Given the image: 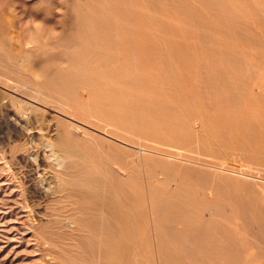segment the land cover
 I'll return each mask as SVG.
<instances>
[{
  "label": "rangeland",
  "instance_id": "rangeland-1",
  "mask_svg": "<svg viewBox=\"0 0 264 264\" xmlns=\"http://www.w3.org/2000/svg\"><path fill=\"white\" fill-rule=\"evenodd\" d=\"M81 1L0 0V29L3 28L7 38L13 40V43L8 45L9 48H6L5 52H1L3 57L2 63L0 62V80L17 81L19 85L23 86L22 91L24 92L6 96V92L0 90V149L4 145L5 153L9 156L8 158L5 155L4 158L0 153V184L4 182L3 184L9 187V190H0V264H71L68 251L71 250V247L73 250V244L76 241H80L78 239L75 241L76 232L64 225L78 217L79 206L85 204L81 200L82 194L87 193V190H83V187H81L82 180L80 179L83 177H81L83 170L77 166L66 169L64 165L69 160L63 161L62 158L53 157V154L55 152L59 153L60 150L58 147L50 146L49 143L54 144L62 132H72L69 124L74 126L80 124L81 127L86 126L99 133L103 132L81 121L78 117L63 112L60 113L61 111L54 108L50 103L41 104L36 102V100L29 97L28 93L35 89L34 83L44 80V77L40 76L42 72L47 75L55 69H59L60 72L66 70L71 65V63L70 65L66 63L69 56L77 48H81V45H84L77 37L72 24L77 15L73 6ZM178 1L180 0H169V3L177 4ZM216 1L225 8L224 12L214 13L217 17L228 15L241 18L236 20L239 23L238 34L241 33L242 23L253 27L252 23L263 19V14L260 13L252 0ZM261 1L264 3V0ZM194 5L198 6L200 10L202 9L203 16L206 17L207 15V22H210L208 15L210 14L208 10L212 7L210 2L205 4L204 2L199 4L197 2ZM172 10L171 13L170 11L167 13L172 17L175 24H178L177 17L189 15L188 12L177 10L176 5ZM157 22V20L154 21V23ZM219 31L221 32V30H217V32ZM225 31L222 30V32ZM252 34L259 42L257 45L264 47V29L253 27ZM236 35L230 34V43L228 42V45L234 50L235 69L231 68L225 62V59L218 60L214 57L211 50L209 53V48L190 44L186 36L183 38L184 42L180 44L183 48H177L186 51V53L173 51L170 54L167 50L160 51L163 56L177 60L176 66H171V69H169L170 73L177 74V78L174 77V82H161L162 76H160L159 69L163 68L160 66H148V70L147 67L136 68L132 61L128 62L130 73H128L126 79L128 81L144 80V84L146 83L150 87V94L167 97L169 105L174 106L180 114L177 119H167L152 114L148 106L142 104L137 98L140 95V85L131 84L129 88H125V92L121 94L124 108H121L120 111L123 116L124 133L128 138H125L122 142L127 147H134L139 140L151 153L149 158L143 160L129 156L128 153L125 154L128 167V173L125 176L128 178L129 185L135 181L141 183V185L159 186L162 183L170 184L168 190L178 191L177 189H180L181 192H186L189 200L195 201L196 198L201 204L206 205V208L204 207L198 215L204 214V220H209V218H213V220L204 225L203 228L197 227V229L186 235L171 226L154 228L152 224L153 217L151 219V212L148 209L127 212L120 221L124 233L118 238L121 242L117 253H115V256L122 262L121 264H157L158 249H161V247L165 249L162 255H173L176 249L181 247L184 249L185 256H195L197 253L191 251V249H194L193 244L185 242L186 244L184 243L182 246H175L170 242L183 241L184 239L204 241L205 244L201 247L205 248L207 241H210L213 236L215 237L216 232L222 231L225 234L236 229L232 219V214L235 213H239L246 218L248 226L246 229L248 231L255 235L264 233V110L255 107L251 114H246L244 110L228 107L226 101L231 97L223 91V89L230 90V88H233L237 81L235 78L237 76L236 72H242L241 75H246L247 66L252 64L250 62H253L252 59L255 62L258 58L259 61L256 64L259 68L252 67L251 70L255 72L263 71L264 74V68L263 70L260 68L264 67L261 64L264 63V51L262 50L264 48H252L254 46L244 44L242 39H238ZM216 39L217 35L210 37L212 46L218 45ZM258 49L262 50L259 51V54L256 53ZM157 54L158 50H155L151 52L150 56H157ZM188 54L190 55L188 56ZM204 56L209 61L208 67L203 64L201 59ZM186 59H189V61L180 64V60ZM192 63H194L195 68ZM17 70L21 72V75ZM11 98H14L17 103L13 102ZM50 114L52 115L50 116ZM114 118H117V116H114ZM24 119L32 120L31 122L35 123L41 138L38 141L37 135H35L36 139L33 138L29 146L37 145L39 151L41 150V153L47 158V162L50 165L53 164L51 165V167L53 166L52 169L46 168L44 173L39 169L35 171L34 177L36 180L41 176V179L37 180L39 188L42 193H45H43L44 198L47 196L46 200L43 198L44 200L42 199L39 202L38 207L35 206L36 208L19 204L17 191L25 189L27 185L25 186L24 182H26L25 179H28L26 177L30 173L29 169L26 170L28 167L25 166L19 171V175H14L16 172L15 162L17 163V161H11L10 159L13 153H18L19 156L22 153L20 146L23 142L13 134L15 133L14 125L17 124L18 127H23ZM4 121L7 127H5ZM241 122L243 124H240ZM115 124H117V121H115ZM115 124L110 125L109 128H116L117 125ZM184 129L187 131H184ZM97 142L101 143L99 140ZM14 146L17 147L16 150L12 149ZM179 154H181V157ZM163 156L167 162L164 161ZM27 160L34 164L35 156L32 151L28 153ZM169 161L191 162L197 166H205L208 171L187 170L182 166H175ZM62 162H64V165L61 166ZM53 170L58 172L56 174L58 176H53ZM191 174H196L206 179V181L197 186L190 185L189 187L170 182L172 178L186 177ZM252 186L255 190L251 189ZM12 191L13 194L10 195ZM41 204L42 206H40ZM26 217H31V220H26ZM133 217L139 218V221H141L140 226L132 225L131 218ZM28 227L33 228V234L22 233L21 229ZM178 228L181 229V227ZM207 233L209 234L208 237ZM259 241L254 244L252 249L244 246L243 243L236 244L233 242L228 245L229 250L223 255H232L230 257H236V259L240 257L237 264H243L241 260L244 257L255 259L259 257L260 260L256 259L259 260V263H256L264 264V239H259ZM241 248H246V250L241 252ZM198 255L201 257L211 256L209 254ZM239 259L241 260L239 261ZM112 263L114 262L107 260L103 264Z\"/></svg>",
  "mask_w": 264,
  "mask_h": 264
},
{
  "label": "bare ground",
  "instance_id": "bare-ground-1",
  "mask_svg": "<svg viewBox=\"0 0 264 264\" xmlns=\"http://www.w3.org/2000/svg\"><path fill=\"white\" fill-rule=\"evenodd\" d=\"M252 1L260 10V13L263 14V19L256 20V23H252V25L257 29H264V3L261 0ZM197 2L198 4L210 2V5H212L208 10L210 13L208 14L210 22H207V15V18L203 16L202 9L200 10L198 6L194 5V3ZM175 5L176 9L180 12L185 11V13L188 12L189 14L185 17H177V19H179H176L178 24H175L172 17L167 13L169 11L171 13ZM73 7L77 15L75 20L72 21V24L77 37L84 45H81V48H77V50L69 56L66 63L67 65L71 63V65L68 66L66 70L60 72L59 69H55L47 75L42 72L40 76L42 78L44 77V80L34 83L33 86L35 89L31 93H28V95L36 100V102L41 104L50 103L54 108L60 110V113L63 112L64 114L78 117L81 121L103 132L99 133L86 126L81 127L80 124L79 126L69 124L72 132H62L57 141L54 144L49 143V145L58 147L60 150L59 153L55 152L56 154L54 153L53 157L62 158L63 161L69 160L65 165L64 162H62L61 166L64 165L66 169L73 166L81 167L83 170L81 173V177H83L80 179L82 180L81 187H83V190H87V193L82 194L83 197L81 196V200L85 204L79 206L77 212L78 217L64 225L66 228L73 229V231L76 232L74 236L75 241L76 239L80 240L73 244V250L71 247V250L68 251V255L71 257L70 263L103 264L108 260L115 264H121L122 262L115 256V253H117L118 246L121 242L118 238L124 233L120 221L127 212L148 209L151 212V219L153 217L152 224L154 228L171 226L173 229L185 233L186 235L194 229H197V227L203 228L204 225L213 220V218L204 220V214L198 215L204 207L206 208V205L201 204L196 198L195 201L189 200L186 192H181L180 189H177L178 191L168 190L170 184L162 183V185L159 186L141 185V183L135 181L129 185L128 178L125 176V174L128 173L125 154L128 153L129 156L138 157L143 160L149 158L151 153L139 140L135 143L134 147H127L124 142H122L125 138H128L124 133V126L122 124L123 116L120 111L121 108H124V101L122 100L121 94L125 92V88H129L131 84L140 85V95L137 98L142 104L148 106L152 114L154 113L167 119H177L180 114L174 106L169 105L167 97H163L159 94H150V87H148L146 83L144 84V80L128 81L126 79V76L130 73L128 62L132 61L136 68L147 67L148 69V66H160L163 68L161 70L159 69L160 76H162L161 82H174V77H176L177 74L170 73L169 69H171V66H176L177 60H174L172 57L163 56L160 51L167 50L170 54L173 51L182 54L186 53L184 50L177 49L183 48L180 44L184 42L183 38L185 36L190 44H195L202 48H209V53L211 50L214 57L218 58V60L225 59V62L234 69L236 66L235 59L233 60L234 50L228 45L230 43V34H237L236 37L238 39H242L243 43L246 45L251 47L254 46L252 48L264 47L257 45L259 42L252 34V26L242 23L240 28L241 33L239 32L238 34L239 23L236 22V20L241 18H234L228 15L217 17L214 13L224 12L225 8L221 6V4H218L216 0H180L177 4L173 2L169 3V0H82ZM155 20L158 22L154 23ZM217 30H221V32H217ZM222 30L226 31L222 32ZM212 35H217V46H212L210 42V37ZM72 37L74 36L72 35ZM12 43L13 40L7 38L4 29L1 28V63L3 57L1 52H5L6 48H9L8 45ZM155 50H158L157 56H150L151 52ZM262 50L264 51V49ZM262 50L258 49L256 53L259 54ZM189 55L190 54H188V56ZM201 59L203 60V64L208 67V59L205 56ZM252 60L253 62L250 61L252 64L247 66L248 71L246 75H241L242 72H236L237 76H235V78L237 81L233 88H230V90L223 89L224 93L227 95L229 94L231 97V99H227L226 106H230L236 110H244L246 114H251L255 107H260L264 110V74L263 71H260V73L251 70L252 67L259 68L256 64V62L259 61L258 58L255 62L254 59ZM185 61H189V59L180 60V64H183L182 62ZM192 64L194 67V63ZM261 64L264 65L263 62ZM260 68L263 70L264 67ZM19 73L21 75V72ZM187 81L190 82L189 80ZM22 87L23 86L19 85L17 81L0 80V90H4L6 96L22 93ZM11 99L13 102H16L14 98ZM52 114H50V116ZM114 116H117V118H114ZM29 119L23 120V127H18L17 124L14 125L16 134L14 133L13 135L23 142L20 146V151L22 153L20 156L17 155L18 153H13L10 159L11 161H17V163L15 162L16 172L14 175H19V171L25 166L28 167L26 170L29 169L30 173L28 174L29 177L25 176L28 179H25L22 175L26 180L24 184L27 186H24V190L17 191L16 195L19 204L25 207H38L39 202L44 198V192H41L39 184L37 183V180L41 179V176L36 180L34 177L35 171L39 169L44 173L46 168L52 169L53 166L51 167V165L53 164L50 165L49 162H47V158L41 153V150L39 151L37 145L29 146L31 140L35 138V135H37L36 138L38 141L41 139L38 133L39 129H37L35 123L31 122L32 120L30 121ZM115 121H117V124H115ZM72 122L76 123L74 121ZM113 124L117 125L116 128H109L110 125ZM240 124L243 123L241 122ZM5 127H7L6 123ZM184 131L187 130L184 129ZM97 140L101 141V143L97 142ZM41 146L43 145L41 144ZM4 148L5 146L3 145L0 149V153L1 156L5 158L7 154ZM16 148L17 147L14 146L12 149L16 150ZM30 150L35 156L34 164H31L29 160H27L28 153L31 152ZM179 156L181 157V154H179ZM163 159L167 162L164 156ZM169 162L175 166H182L187 170H194L197 172L208 171L205 166H197L191 162ZM57 173V171L53 170L54 177L58 176L56 175ZM205 181L206 179L196 174L170 179L171 183H179L184 187H189L190 185L197 186ZM3 183L0 184V190H9V187ZM251 189H254V187ZM3 192L5 193V191ZM11 194H13V191L10 192V195ZM45 198H47V196H45ZM40 206H42V204ZM23 210L24 208L22 211ZM232 215L234 227H236V229L230 231L231 233L223 234L222 231L216 232L215 237L213 236L210 241H207V246L205 248L201 247L205 244L204 241H190L189 239H184L183 241L170 242L175 246H182L185 242L193 244L194 249H191V251L197 253V255L185 256L183 253L184 249L181 247L177 248L173 255H162L165 249L161 247V249H158L157 264H237L238 258L240 257L237 256L238 258L236 259V257H230L232 255H223L228 252V245H231L233 242L236 244L243 243L244 246L252 249L254 244L260 242L259 239H264V233L253 234L246 229L248 227L246 224L247 220L243 215L239 213ZM30 218L26 217V220H31ZM131 219L132 225L135 224V226H140L141 221H139V218L133 217ZM178 227H181V229ZM21 231L22 233L28 232L33 234L32 227L21 229ZM206 235L207 237L209 236L208 233ZM204 237L207 238L206 236ZM245 250L246 248H241V252ZM198 254H209L211 256L201 257ZM257 258L259 259V257ZM256 259L253 257H244L243 260L239 259V261H243V264H257L256 262L260 259Z\"/></svg>",
  "mask_w": 264,
  "mask_h": 264
}]
</instances>
